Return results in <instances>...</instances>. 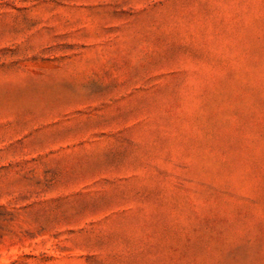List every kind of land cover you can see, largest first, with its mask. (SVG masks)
<instances>
[{
  "label": "rangeland",
  "instance_id": "rangeland-1",
  "mask_svg": "<svg viewBox=\"0 0 264 264\" xmlns=\"http://www.w3.org/2000/svg\"><path fill=\"white\" fill-rule=\"evenodd\" d=\"M0 264H264V0H0Z\"/></svg>",
  "mask_w": 264,
  "mask_h": 264
}]
</instances>
